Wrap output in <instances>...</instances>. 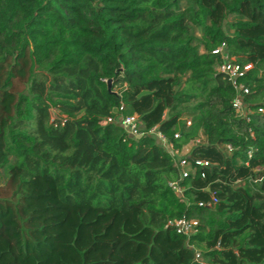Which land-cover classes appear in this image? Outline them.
<instances>
[{"label":"trees","instance_id":"16d2710c","mask_svg":"<svg viewBox=\"0 0 264 264\" xmlns=\"http://www.w3.org/2000/svg\"><path fill=\"white\" fill-rule=\"evenodd\" d=\"M260 108L264 0H0V264H264Z\"/></svg>","mask_w":264,"mask_h":264},{"label":"built area","instance_id":"2783aa9c","mask_svg":"<svg viewBox=\"0 0 264 264\" xmlns=\"http://www.w3.org/2000/svg\"><path fill=\"white\" fill-rule=\"evenodd\" d=\"M213 54L219 55L223 62L218 67V71L225 75L229 79V81L233 84L234 88L237 91V95L232 102L233 108L236 110L238 115L242 119L249 120V116L252 114L249 106L244 100L245 95L249 94V90L238 80L245 75L246 72L251 70V65L240 66L237 63H234L232 58H230L227 54L225 44L218 47L213 51ZM258 112L264 115V108L258 109ZM114 119H107L106 123L114 122ZM116 123L122 127L127 134V136L131 139H135L140 136L139 130V118L137 115L130 116V117H120L116 120ZM191 122L187 121V126H190ZM151 135H154L156 139L159 141L160 145L174 158L178 157L181 151H178L173 147L171 143H169L166 138L163 136L161 132L158 131L157 127L153 128L150 132ZM179 135H176L175 138H178ZM200 137V136H199ZM195 139L192 143L199 144L205 141V138L202 139ZM227 154H231L233 152V148L231 146H226L223 148ZM198 165H207L205 161H197ZM180 170L181 178L187 177L189 174L194 173L191 162L186 158L178 159L176 162ZM170 187H172L178 194H182L181 188L178 186L177 183H170ZM216 202V200H214ZM211 204H208L210 206ZM168 226L173 227L177 234L184 235L186 237H190L192 234L196 232V228L198 226V222L196 220H188V219H180L176 221L168 222ZM200 253H195V259L198 261L200 260Z\"/></svg>","mask_w":264,"mask_h":264},{"label":"rangeland","instance_id":"374dc122","mask_svg":"<svg viewBox=\"0 0 264 264\" xmlns=\"http://www.w3.org/2000/svg\"><path fill=\"white\" fill-rule=\"evenodd\" d=\"M196 35L198 37H200L199 33L196 32ZM52 117L55 118L57 117V112L55 110H52ZM183 122H186V121H190L189 118L187 116H184L183 119H182ZM202 137L204 138L203 135H200L199 139H202ZM193 145H195L194 143H189L188 145H186L183 150L180 152L179 156L175 158V161L178 162V159L180 158H185V157H188L189 154H190V151L193 147ZM0 182H2L1 178H0Z\"/></svg>","mask_w":264,"mask_h":264},{"label":"water","instance_id":"95a60500","mask_svg":"<svg viewBox=\"0 0 264 264\" xmlns=\"http://www.w3.org/2000/svg\"><path fill=\"white\" fill-rule=\"evenodd\" d=\"M108 89L110 90V83L108 84Z\"/></svg>","mask_w":264,"mask_h":264}]
</instances>
